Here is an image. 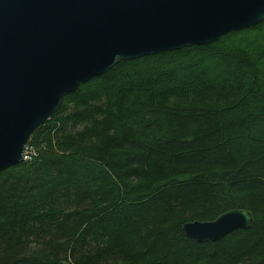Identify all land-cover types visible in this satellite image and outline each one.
<instances>
[{"label": "trees", "instance_id": "16d2710c", "mask_svg": "<svg viewBox=\"0 0 264 264\" xmlns=\"http://www.w3.org/2000/svg\"><path fill=\"white\" fill-rule=\"evenodd\" d=\"M0 173V264H264V20L119 61ZM230 210L248 230L198 243Z\"/></svg>", "mask_w": 264, "mask_h": 264}, {"label": "water", "instance_id": "95a60500", "mask_svg": "<svg viewBox=\"0 0 264 264\" xmlns=\"http://www.w3.org/2000/svg\"><path fill=\"white\" fill-rule=\"evenodd\" d=\"M263 20L264 0H0V173L22 162L65 95L119 61L207 46ZM252 224L230 210L182 229L202 243Z\"/></svg>", "mask_w": 264, "mask_h": 264}, {"label": "rangeland", "instance_id": "374dc122", "mask_svg": "<svg viewBox=\"0 0 264 264\" xmlns=\"http://www.w3.org/2000/svg\"><path fill=\"white\" fill-rule=\"evenodd\" d=\"M82 85H83V84H82ZM78 88H79V87H78ZM35 152H36V151H35L34 148H32V147H30V146L27 147V145H26L25 150H24V154H23V160H22V162L25 161V158H27V159L29 158L28 155L33 156L34 154H36ZM22 162H21V163H22Z\"/></svg>", "mask_w": 264, "mask_h": 264}, {"label": "built area", "instance_id": "2783aa9c", "mask_svg": "<svg viewBox=\"0 0 264 264\" xmlns=\"http://www.w3.org/2000/svg\"><path fill=\"white\" fill-rule=\"evenodd\" d=\"M25 160H27V158H25Z\"/></svg>", "mask_w": 264, "mask_h": 264}]
</instances>
